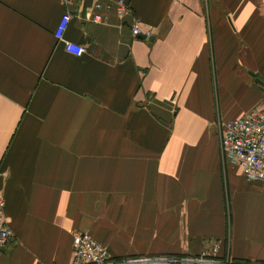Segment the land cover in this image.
I'll return each mask as SVG.
<instances>
[{
    "label": "crops",
    "instance_id": "0c3cea01",
    "mask_svg": "<svg viewBox=\"0 0 264 264\" xmlns=\"http://www.w3.org/2000/svg\"><path fill=\"white\" fill-rule=\"evenodd\" d=\"M122 2L0 0V264H69L75 231L112 256L264 264V178L217 137L264 103L259 0ZM64 11L80 54L53 36Z\"/></svg>",
    "mask_w": 264,
    "mask_h": 264
},
{
    "label": "built area",
    "instance_id": "2783aa9c",
    "mask_svg": "<svg viewBox=\"0 0 264 264\" xmlns=\"http://www.w3.org/2000/svg\"><path fill=\"white\" fill-rule=\"evenodd\" d=\"M119 9H124L122 0H112ZM260 13L264 16V0H259ZM69 13L64 11L60 14L53 30V36L61 41L63 48L73 54H80L83 46L75 41L66 39L63 32L69 19ZM102 18L99 13L93 15V19L98 21ZM133 35L141 31L137 24L133 22L130 26ZM144 35H147L145 33ZM218 148L221 160L235 164L240 174L248 180H260L264 178V103L258 104L244 113L231 117L223 121L218 132ZM10 234L3 212V198L0 193V244L3 243ZM217 246H214V251ZM208 255L201 252L198 255ZM157 257V256H155ZM153 258L155 260L156 258ZM160 257V256H159ZM166 258V259H165ZM185 259V264H215L217 260L213 258L203 259V256L191 255L187 258L174 257V259ZM148 256L130 257L124 262L112 257L106 248L91 237L87 232L75 231L71 235V253L69 264H136L145 263H166L170 262L169 257L161 258L160 261L147 260ZM165 259V260H163ZM205 261V262H204ZM48 264H55L51 261Z\"/></svg>",
    "mask_w": 264,
    "mask_h": 264
},
{
    "label": "rangeland",
    "instance_id": "374dc122",
    "mask_svg": "<svg viewBox=\"0 0 264 264\" xmlns=\"http://www.w3.org/2000/svg\"><path fill=\"white\" fill-rule=\"evenodd\" d=\"M219 132V131H218ZM217 137H218V133H217ZM83 232V231H81ZM86 232V231H84ZM88 233V232H87ZM89 234V233H88ZM90 235V234H89ZM91 236V235H90ZM92 237V236H91ZM95 239V238H94ZM99 242V241H98ZM103 245V244H102ZM104 246V245H103ZM214 246H218V244L216 243H213L212 245V248ZM105 247V246H104ZM217 248V247H216ZM70 250H71V247H70ZM216 250V249H215ZM111 255V254H110ZM191 255H195V256H203V259H209V258H212L210 256H206V255H198V254H173V253H157V254H130V255H124V256H112L114 258H116L117 260L124 262L125 260H127V258H130V257H134V258H138V257H144V256H148L150 259H147V260H152V261H160L161 258H164V257H169V260L170 262H166V263H152L151 261L150 262H145V263H140V264H185V259H174V257H183V258H187ZM157 256V257H155ZM160 256V257H159ZM156 258L155 260H153V258ZM166 259V258H165ZM163 259V260H165ZM214 260H217V262L215 264H228L227 262H225L224 260H221V259H217V258H213ZM166 261V260H165ZM205 262V261H204ZM139 262H137L136 264H138Z\"/></svg>",
    "mask_w": 264,
    "mask_h": 264
},
{
    "label": "water",
    "instance_id": "95a60500",
    "mask_svg": "<svg viewBox=\"0 0 264 264\" xmlns=\"http://www.w3.org/2000/svg\"><path fill=\"white\" fill-rule=\"evenodd\" d=\"M140 36H141V37H144V38H146V37H147V38H150L149 36H145L144 34H141ZM255 80H256L258 83H260V84H262V85L264 86V83H263L261 80H259L258 78H256Z\"/></svg>",
    "mask_w": 264,
    "mask_h": 264
}]
</instances>
